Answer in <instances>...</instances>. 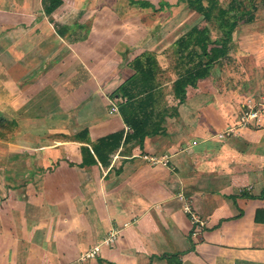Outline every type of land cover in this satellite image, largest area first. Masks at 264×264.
I'll list each match as a JSON object with an SVG mask.
<instances>
[{"label": "crops", "instance_id": "1", "mask_svg": "<svg viewBox=\"0 0 264 264\" xmlns=\"http://www.w3.org/2000/svg\"><path fill=\"white\" fill-rule=\"evenodd\" d=\"M259 1L179 103L172 51L204 23L149 39L142 17L132 20L147 9L130 0H60L50 12L48 0H0V114L25 113L36 134L0 153V264H264V124L223 133L243 104L264 101V58L255 62L241 37L264 20ZM143 52L160 70L153 117L163 132L121 144L107 166L83 165L81 146L92 152L96 139L128 130L111 95ZM147 155H167L174 169ZM184 205L205 220L196 236ZM112 230V246L79 260Z\"/></svg>", "mask_w": 264, "mask_h": 264}, {"label": "trees", "instance_id": "2", "mask_svg": "<svg viewBox=\"0 0 264 264\" xmlns=\"http://www.w3.org/2000/svg\"><path fill=\"white\" fill-rule=\"evenodd\" d=\"M48 1L47 12L60 3V0ZM130 2L153 11L182 6L196 12L204 23L203 26H192L181 35L176 40L172 51L179 57L180 63L177 62V65L182 68V72L173 84V91L179 103L184 101L187 85L194 86L198 79L208 76L213 65L228 55L237 26L241 21L251 22L257 8L256 0H249L248 4H245L244 0H230L225 5L221 0H175L173 2L159 0L156 5L149 0H130ZM142 59L145 61L142 62L138 56L133 59L130 67L133 68L134 73L111 95L122 99L117 105L128 130L116 131L96 139L92 143L93 154L88 146H81L83 165L99 162L107 166L111 154L121 144L131 141L142 142L146 136L163 132L162 118L158 117V120L153 117V106L158 101L156 94L160 92L158 87L160 83L156 79L160 70L156 69V61L150 54H146ZM16 127L17 122L13 117L0 114V137L12 133ZM86 136L87 129H84L82 136L78 139L85 140Z\"/></svg>", "mask_w": 264, "mask_h": 264}, {"label": "rangeland", "instance_id": "3", "mask_svg": "<svg viewBox=\"0 0 264 264\" xmlns=\"http://www.w3.org/2000/svg\"><path fill=\"white\" fill-rule=\"evenodd\" d=\"M149 1L154 3V5H156L159 0H149ZM229 1L230 0H221L223 5L227 4ZM244 1H245V4H248V2H249V0H244ZM256 1L260 2L259 0H256ZM172 2H173V0H172ZM124 3L127 4L128 2H124ZM131 7L135 8V9H139L138 4H132ZM181 7L182 6H173L169 9L164 10V11H153L150 8H144L147 10H141V11L139 10V12H137L138 11L137 10L136 11L137 13L132 16V20H136L135 23H137L138 16L140 18L142 17V20L145 21L147 23V26H148V31H149L148 32V38L149 39L160 37V35H164V37L168 35L166 37V39L172 40L175 38V33L170 32L171 30H169V29L171 27H173V25H174L173 28H174V32H175L176 29L179 27V25L181 28V27H184L187 25H193L194 23H198L199 25H201V23H203V21L201 20L200 16L197 13H194L193 11H190V10H186L187 8H185V7L184 8L183 7L181 8ZM132 14H133V12H132ZM261 30H264V20H261L260 22L251 26V28L246 27V28L242 29V32H241L242 33V36H241L242 39L246 38V39H244L247 42V43H245V45L249 46V47H246V51L253 52L254 55H256L255 62H261L262 59L264 58V32H261ZM134 34H137V33H134ZM142 34H143V30H142L141 35ZM149 52H150V50H149ZM141 54H142V58H144L145 57L144 52ZM148 54H150V53H148ZM167 55L170 56V55H172V53L167 54ZM172 56L169 58L168 61H165V64L169 63L170 66H172L174 64L175 58H173L174 56L173 57ZM248 62H251L252 64H254V59L248 58ZM248 62L246 60H244L245 73H248V71H249L248 69L250 67V63H248ZM171 74L164 73V75H162L163 80L167 81V77ZM168 78L171 79L170 76ZM5 114L10 118L13 117L15 119V121L21 120V118L24 120L23 121L24 123L22 124L23 126H21L19 129H18V127H16L12 131V133L0 137V153H11L12 150L15 149V147H13L12 143L14 142L15 144H17L18 137L25 136L24 135L25 131H29V130H30V132H34V131H33V129H30L28 127V123L25 122L28 119V116L25 115V113H22V115H23L22 117L20 116V112H7ZM20 130H22V131H20ZM16 134H17V136L15 137L14 135H16ZM34 134H35V132H34ZM33 143H35V141ZM29 144H31L30 141L28 139H26L25 145H29ZM110 232H112V231H110ZM110 232L108 233V235L110 234ZM108 235H106V236H108ZM102 241L100 243H98L97 245L103 246L104 244H102ZM105 247H108V246L105 245Z\"/></svg>", "mask_w": 264, "mask_h": 264}, {"label": "built area", "instance_id": "4", "mask_svg": "<svg viewBox=\"0 0 264 264\" xmlns=\"http://www.w3.org/2000/svg\"><path fill=\"white\" fill-rule=\"evenodd\" d=\"M112 109L114 110L115 108ZM262 124H264V101L247 102L241 106L238 122L227 127L223 133L231 134L239 128H249L251 126H260ZM144 158L151 163H161L169 167L171 170L174 169V167L169 164L167 155H147L144 156ZM183 209L186 213L190 214V220L192 222L191 236H196L205 227V220L194 213L188 205H184ZM118 232L119 231L117 230H112V232L104 238L102 244L112 246L117 240ZM100 249V245L93 246L89 251L84 253L79 260L84 261L87 258L96 256L100 252Z\"/></svg>", "mask_w": 264, "mask_h": 264}]
</instances>
